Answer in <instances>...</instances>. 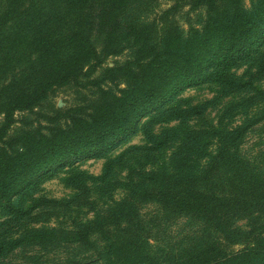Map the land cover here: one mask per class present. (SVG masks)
Returning <instances> with one entry per match:
<instances>
[{
	"label": "trees",
	"instance_id": "trees-1",
	"mask_svg": "<svg viewBox=\"0 0 264 264\" xmlns=\"http://www.w3.org/2000/svg\"><path fill=\"white\" fill-rule=\"evenodd\" d=\"M155 1L0 0V210L18 218L17 194L60 167L102 155L135 132L148 111L264 42V0H185L203 8L199 26L185 33L168 10L141 18ZM122 52V61L97 72ZM63 86L79 95L73 105L43 115L46 125L15 126L16 112L38 114L41 100ZM252 124L220 137L197 173L127 195L66 241L119 264H264V150L251 157L240 146ZM144 204L160 216L145 218ZM251 215L263 219L233 228ZM178 218L186 223L179 238L159 235L162 224ZM25 237L0 244V258Z\"/></svg>",
	"mask_w": 264,
	"mask_h": 264
},
{
	"label": "rangeland",
	"instance_id": "rangeland-1",
	"mask_svg": "<svg viewBox=\"0 0 264 264\" xmlns=\"http://www.w3.org/2000/svg\"><path fill=\"white\" fill-rule=\"evenodd\" d=\"M184 3L156 0L141 18L157 19L168 10L167 18L185 33L199 26L203 8ZM243 3L247 6L248 0ZM125 56L122 52L108 57L97 72ZM78 97L70 86L54 87L34 109L38 114L16 112L15 126L46 125L43 115L70 107ZM248 121L253 124L240 146L253 157L264 150V42L247 58L220 68L212 80L184 87L148 111L135 132L102 155L60 167L13 197L22 214L16 218L0 210V244L26 237L0 258V264H119L111 255L97 257L91 248L68 243L66 234L106 214L131 193L197 173L215 155L219 138ZM139 211L147 219L160 216L154 204H144ZM261 219L242 216L232 226L246 230L252 220ZM185 224L184 218L162 224L159 235L175 240L186 230ZM46 232L52 233L45 241ZM96 237L95 244L101 245Z\"/></svg>",
	"mask_w": 264,
	"mask_h": 264
}]
</instances>
